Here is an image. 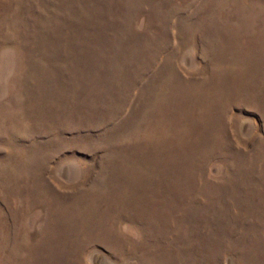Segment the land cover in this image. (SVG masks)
I'll return each instance as SVG.
<instances>
[{"label":"rangeland","instance_id":"1","mask_svg":"<svg viewBox=\"0 0 264 264\" xmlns=\"http://www.w3.org/2000/svg\"><path fill=\"white\" fill-rule=\"evenodd\" d=\"M0 264H264V0H0Z\"/></svg>","mask_w":264,"mask_h":264}]
</instances>
